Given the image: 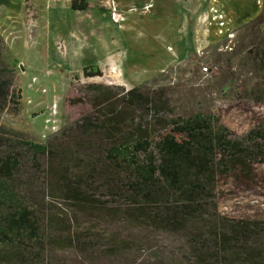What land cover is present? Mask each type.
Segmentation results:
<instances>
[{"label":"trees","instance_id":"16d2710c","mask_svg":"<svg viewBox=\"0 0 264 264\" xmlns=\"http://www.w3.org/2000/svg\"><path fill=\"white\" fill-rule=\"evenodd\" d=\"M70 6L82 11L88 3ZM262 15L248 24L262 23ZM254 39L264 69V36ZM4 49L0 36V115L15 111L20 99ZM82 73L99 72L84 67ZM83 88L91 113L76 127L86 137L98 135L100 144L79 140L71 152L0 123V264H38L82 241L89 245L95 226L120 221L186 238L193 264H264V218L218 210L220 181L264 183L257 172L264 165V126L238 136L215 114H174L163 87ZM48 197L59 198L71 217Z\"/></svg>","mask_w":264,"mask_h":264},{"label":"rangeland","instance_id":"374dc122","mask_svg":"<svg viewBox=\"0 0 264 264\" xmlns=\"http://www.w3.org/2000/svg\"><path fill=\"white\" fill-rule=\"evenodd\" d=\"M89 1L88 10L74 12L73 21L71 18L65 21L66 29L59 28L63 18L49 20V29L46 17L39 21L41 27L36 28L38 21L34 13L27 11L25 32L0 35L5 44L3 59L13 70V86L20 92L19 106L15 111L2 113L1 124L21 132L29 141L52 143L71 152L77 149L79 140L100 144L98 135L86 137L79 133L76 121L91 113L84 84L102 83L121 85L125 89L137 86L144 92L166 88L174 114H215L238 136L253 127L264 126V69L254 39L264 36V14L262 23H246L202 50H188L175 59L172 49L167 48V41L185 38L183 46L191 49L194 43L190 20H184L185 30L178 31L177 36L151 35L143 19L133 21L132 32L110 24L103 29L98 26L97 18L90 20L89 15L102 11V4L113 6L115 2ZM133 1L141 3V0ZM173 22L178 24V20ZM162 25L161 22L158 27ZM54 26L59 27L52 29ZM202 66L209 67L210 71L202 74ZM84 67L92 74L99 73L84 77ZM78 97L82 101L67 103L66 99ZM80 153H75V159L81 157ZM76 165L81 164L76 162ZM257 172L264 180V165L257 167ZM219 185L221 214L251 220L264 218V183L249 186L228 178ZM46 200H52L71 217V211L59 198ZM89 234L93 238L89 245L82 241L73 248L51 253L38 264L194 262L188 240L178 234L134 227L121 221L104 222Z\"/></svg>","mask_w":264,"mask_h":264},{"label":"crops","instance_id":"0c3cea01","mask_svg":"<svg viewBox=\"0 0 264 264\" xmlns=\"http://www.w3.org/2000/svg\"><path fill=\"white\" fill-rule=\"evenodd\" d=\"M84 1L89 6L90 1ZM114 2L113 6L102 4L104 9L90 14V20L97 18L98 26L101 25L103 29L110 24L132 32L131 29L135 27L133 21L143 19L144 27H149L151 35L169 36L179 35L178 31L185 30L184 20H190V36L194 43L191 49L183 46L185 38L179 40L175 37L174 40L169 38L167 41V48L172 49L175 59L186 54L188 50H202L218 37L228 35L232 30L264 14V0H141L139 4H135L133 0ZM70 4L71 0H0V35L25 32L27 11L34 13L35 20L38 21L36 28L41 27L39 21L46 17L49 29V20L52 18H63V25L57 27L66 29L65 21H70V18L72 20L74 12L79 13L71 9ZM83 19L85 17H81ZM174 20H178V24ZM161 22L163 25L159 28ZM173 56L167 59L166 65H169Z\"/></svg>","mask_w":264,"mask_h":264},{"label":"built area","instance_id":"2783aa9c","mask_svg":"<svg viewBox=\"0 0 264 264\" xmlns=\"http://www.w3.org/2000/svg\"><path fill=\"white\" fill-rule=\"evenodd\" d=\"M114 11V10H113ZM210 71V69H209V67H207V66H202L201 67V73L202 74H206V73H208Z\"/></svg>","mask_w":264,"mask_h":264}]
</instances>
